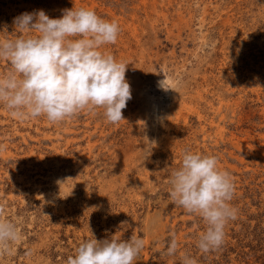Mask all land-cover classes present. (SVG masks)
I'll list each match as a JSON object with an SVG mask.
<instances>
[{"label": "rangeland", "instance_id": "1", "mask_svg": "<svg viewBox=\"0 0 264 264\" xmlns=\"http://www.w3.org/2000/svg\"><path fill=\"white\" fill-rule=\"evenodd\" d=\"M80 7L119 24L101 50L127 65L132 99L117 124L102 108L51 123L0 105V206L21 232L0 264H66L85 239L133 234L134 264H264V0H0V37L21 13ZM184 149L217 156L235 187L236 218L208 253L203 221L168 195Z\"/></svg>", "mask_w": 264, "mask_h": 264}, {"label": "clouds", "instance_id": "2", "mask_svg": "<svg viewBox=\"0 0 264 264\" xmlns=\"http://www.w3.org/2000/svg\"><path fill=\"white\" fill-rule=\"evenodd\" d=\"M12 23L16 36L0 37V60L10 65L0 74V105L11 117L23 121L43 116L59 123L102 108L107 122L125 120L123 110L132 99L127 65L101 50L117 42L121 30L116 21L80 7L62 10L59 18H50L44 10L24 12ZM159 86L168 90L163 80ZM168 184L171 203L205 225L197 249L202 253L218 250L227 223L236 218L230 204L234 183L231 174L220 168L219 158L184 149ZM170 236L166 254L172 256L179 243L175 233ZM20 239L17 224L5 218L0 206V255L9 253ZM143 247L144 240L135 234L126 240L115 235L104 240L89 238L79 243L66 264H134ZM181 264L197 262L184 254Z\"/></svg>", "mask_w": 264, "mask_h": 264}]
</instances>
